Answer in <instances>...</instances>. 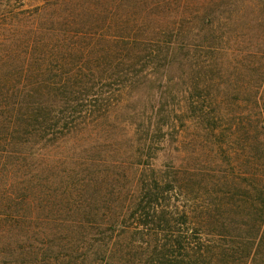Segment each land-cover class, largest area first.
I'll list each match as a JSON object with an SVG mask.
<instances>
[{
  "label": "trees",
  "instance_id": "trees-1",
  "mask_svg": "<svg viewBox=\"0 0 264 264\" xmlns=\"http://www.w3.org/2000/svg\"><path fill=\"white\" fill-rule=\"evenodd\" d=\"M11 1L0 0V170L11 173L29 156L34 159L42 212L38 220L53 222L55 233L63 227L90 235L86 247L77 246L70 255L82 250L88 264H128L132 248L128 236L143 227L155 230L158 223L169 232L171 243L162 247L155 240L142 241L148 252L144 264H264V95L244 100L253 107L227 112V190L201 192L207 183L194 167L171 162L166 169H156L145 159L152 148V132L159 133L162 127L154 128L155 123L148 121L143 135L133 136L125 125L136 122L138 112L131 101L123 102L124 95L151 93L159 87L176 68L177 51L190 59L198 53L188 47H168L164 52L80 42L77 48L69 47L64 43L68 39L107 35L96 28L54 27L52 22L67 26L70 16L57 21L51 19L52 12L41 17L38 13L58 6L56 1L47 0L32 11H6ZM132 35L125 31L115 39L137 38ZM81 48L121 57L75 61L72 56ZM131 53L137 57H129ZM157 54L164 61L147 60ZM190 59L185 62L194 67ZM111 84L115 85L111 93H90ZM153 111L162 113L168 120L164 124H171L175 133L180 130L169 111L155 107ZM211 118L224 128L222 115L216 112ZM125 201L127 209L121 206ZM128 211L132 219L140 220L135 229L125 225ZM94 236L103 239L95 242ZM133 248L140 250L138 245ZM172 248L181 249L182 259ZM37 263L34 259L27 264Z\"/></svg>",
  "mask_w": 264,
  "mask_h": 264
},
{
  "label": "rangeland",
  "instance_id": "rangeland-1",
  "mask_svg": "<svg viewBox=\"0 0 264 264\" xmlns=\"http://www.w3.org/2000/svg\"><path fill=\"white\" fill-rule=\"evenodd\" d=\"M51 1H56L58 6H52L49 11L39 10L40 17L48 12H52L51 19L57 21L60 17L70 16L67 26L52 22L54 27L87 31L96 28L107 35L96 39H68L64 43L69 47L72 44L77 48V42L102 47L146 46L148 49L160 48V52L168 47H188L198 53L197 58L190 59L185 52L177 51L174 56V60H178L177 66L167 79L161 81L159 87L151 93L147 90L132 93L133 96L124 95L123 102L131 101L138 112L136 122L125 126L137 138L143 135L148 121L155 123L154 128L162 127L159 133L152 132V148L145 153L149 157L145 159L154 168L166 169L171 162L174 165L182 163L194 167L205 179L203 183H207V187L201 192L206 189L226 191L227 112L253 107L251 102L244 100L264 95V0H64V4L61 0ZM45 4L47 0H12L7 3L6 11L10 8L32 11ZM42 24L50 25L47 21H42ZM125 31L130 35L134 33L137 38L115 39L116 35ZM204 47L206 53L199 49ZM208 47H218L219 50H208ZM55 52L59 55L62 53ZM79 52L72 56L75 61H103L102 58L113 60L121 57L91 53L84 48ZM161 55L147 57V60L164 61ZM129 57L137 56L131 53ZM187 59L193 62L194 67L188 66V62H185ZM114 87L111 84L90 93L107 94ZM170 94L174 97H170ZM94 100L91 98L92 104ZM153 107L173 114L180 129L177 131L181 133H175L167 122L166 126L164 123L168 120L162 113L154 114ZM216 112L224 117V128L214 124L211 117ZM192 139L195 141L193 144L190 143ZM181 159H184L183 162ZM34 164V159L29 156L24 166L21 167L23 164L19 163V168L11 173L0 170V264H27L34 259H37V264H88L87 254L86 260H83L82 250L73 257L70 252L77 246L86 247L90 235L68 232L63 227L59 233H55L57 227L53 222L38 220L42 212L38 204ZM128 204L129 201H125L121 206L125 205L127 209ZM121 206L117 207V211ZM130 214L131 211L125 214V225L135 229L140 220L132 219ZM156 227L155 230L143 227L144 231H136L128 236L129 247H140V250L131 248L128 252V264H144L148 252L143 250L145 244L142 241L149 243L155 240L159 246H168L167 242L172 238L169 232H166L163 224L157 223ZM97 239L103 238L94 236L95 242ZM118 240L121 243V238ZM213 240L217 241V238ZM230 241L227 239V246L232 244ZM71 242H74L72 246ZM171 250L178 254V260L182 259L180 248ZM170 260H174V256Z\"/></svg>",
  "mask_w": 264,
  "mask_h": 264
}]
</instances>
